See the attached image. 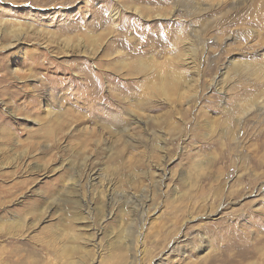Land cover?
Here are the masks:
<instances>
[{
  "label": "rangeland",
  "instance_id": "1",
  "mask_svg": "<svg viewBox=\"0 0 264 264\" xmlns=\"http://www.w3.org/2000/svg\"><path fill=\"white\" fill-rule=\"evenodd\" d=\"M0 264H264V0H0Z\"/></svg>",
  "mask_w": 264,
  "mask_h": 264
},
{
  "label": "bare ground",
  "instance_id": "2",
  "mask_svg": "<svg viewBox=\"0 0 264 264\" xmlns=\"http://www.w3.org/2000/svg\"><path fill=\"white\" fill-rule=\"evenodd\" d=\"M8 35H12L13 36V38L14 37H18V34H17V32H15V31H5ZM7 36V35H6ZM5 37V36H4ZM7 38H8V36H7ZM29 40V39H28ZM18 41V40H17ZM8 69V68H7ZM52 246V245H51Z\"/></svg>",
  "mask_w": 264,
  "mask_h": 264
}]
</instances>
